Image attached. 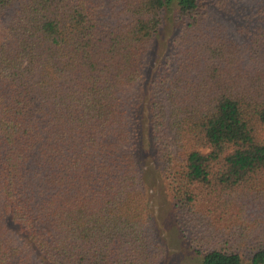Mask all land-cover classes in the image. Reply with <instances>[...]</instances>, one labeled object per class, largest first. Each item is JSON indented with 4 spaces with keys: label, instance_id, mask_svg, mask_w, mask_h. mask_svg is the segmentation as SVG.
Masks as SVG:
<instances>
[{
    "label": "trees",
    "instance_id": "1",
    "mask_svg": "<svg viewBox=\"0 0 264 264\" xmlns=\"http://www.w3.org/2000/svg\"><path fill=\"white\" fill-rule=\"evenodd\" d=\"M142 135L202 264H264V0H0V264H159Z\"/></svg>",
    "mask_w": 264,
    "mask_h": 264
},
{
    "label": "rangeland",
    "instance_id": "2",
    "mask_svg": "<svg viewBox=\"0 0 264 264\" xmlns=\"http://www.w3.org/2000/svg\"><path fill=\"white\" fill-rule=\"evenodd\" d=\"M170 33L169 17H166L165 26L154 48L153 63L163 53ZM139 145V148H142L145 155L148 156L142 162V165L149 173V204L164 248L159 264H202V258L197 253L199 250L197 243H193L191 237L177 219L175 205L168 194L166 180L162 177L161 164H159L156 154V157H154L156 151L154 148L149 149L143 135ZM241 255L243 258L242 264H251V251L245 250L241 252Z\"/></svg>",
    "mask_w": 264,
    "mask_h": 264
}]
</instances>
